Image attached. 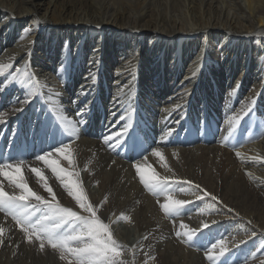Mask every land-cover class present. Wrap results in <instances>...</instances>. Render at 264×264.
<instances>
[{"label":"bare ground","instance_id":"1","mask_svg":"<svg viewBox=\"0 0 264 264\" xmlns=\"http://www.w3.org/2000/svg\"><path fill=\"white\" fill-rule=\"evenodd\" d=\"M245 4L241 0H0V64L11 63L21 76L25 70L34 74L31 82L40 93L23 113L13 115L9 101L24 93L19 86L8 87L11 75L0 77L4 81L0 88L6 89L0 95V110L9 112L0 127L27 131L36 119V107L51 118L49 96L53 114H60L62 103L69 119L77 118V110L91 101L95 117L81 126L78 139L68 143L66 155L53 159L67 172L78 173L72 179L90 203H102L97 214L124 246L121 259L126 264H210L205 250L220 238L229 249L222 264H264V0ZM26 29L32 34L27 35ZM82 89L89 95L80 96ZM258 96L255 111L236 130L243 139L241 147L228 149L230 118ZM176 104L185 107L173 111ZM121 115L132 116L129 134L151 130L149 137L155 138L136 162L122 160L115 155L118 147L90 137L95 128L103 138L121 131ZM157 150L161 156L153 155ZM36 155L21 168L29 186L49 198L31 171L40 168L60 203L80 210ZM138 165L146 177L167 180L169 192H150ZM0 181L5 191L19 192L3 176ZM184 181L199 184L221 203L197 199L196 190ZM169 195L189 202L174 219L160 207L169 202ZM122 217L140 234L133 237L126 228L123 231ZM204 222L210 230L202 228ZM181 224L187 227L181 229ZM0 227L5 229L0 236L4 241L0 264H68L50 245L40 251L38 242L28 244L4 213ZM192 229L203 234L198 231L191 245L186 237L176 236Z\"/></svg>","mask_w":264,"mask_h":264},{"label":"snow or ice","instance_id":"2","mask_svg":"<svg viewBox=\"0 0 264 264\" xmlns=\"http://www.w3.org/2000/svg\"><path fill=\"white\" fill-rule=\"evenodd\" d=\"M25 32L27 35L32 34L31 30L26 29ZM9 69L16 74L12 75L9 73ZM64 71H67V69H64ZM8 75H11L8 87L19 86L24 93L22 98L14 97L9 101V104L13 105L11 113L13 115L23 113L25 107L32 104L33 99H38L40 96V93L34 90V84L31 82L34 74H29L25 70L21 76L20 70L15 69L11 63L0 64V77L7 79ZM91 79L95 82L96 77L91 76ZM3 83L4 81L0 80V84ZM234 90H238V85L230 90L229 98H231V92ZM5 91V88H0V95H3ZM79 95L87 96L89 93L82 89ZM184 95L191 94L185 92ZM59 97L60 93H55V98L59 99ZM72 102L76 103V101ZM52 103L53 97L49 96L47 105L51 118H39L29 125V128H35V131L42 135L45 141L49 137H51L52 141L49 146L50 150L42 149L43 154H37L36 160L43 162L51 169V172L62 182L63 188L75 200L80 210H74L72 207L63 206L60 203L55 191L49 185L40 168H31V171L39 178V183L48 193L49 198L46 199L44 195L34 191L24 176L21 175V168L25 166V161L17 159L11 163L7 161L0 162V176L6 178L14 188L19 189V192L15 190L12 192L5 191L3 181H0V213L10 216L15 221L20 231L24 233L28 244L31 245L38 242L40 251H44L46 245H50L51 249L59 251L60 259L67 260L68 264H126L121 259L122 248L124 246L114 239L109 224L105 223L101 216L97 214L100 207H102V203L98 206L90 203L82 186L72 179L73 176H78V173L67 172L60 166L58 160L53 159L57 155L65 156L70 148L67 141L78 139L81 135V126L95 117L94 108L89 109L91 101H86L77 110V118L73 119H69L64 114L62 103L58 106L60 114L54 115L51 107ZM255 105L256 99L252 98L239 113H235L232 110L234 114L230 118L229 124L233 126L234 130H238L240 121L255 111ZM184 107V104H176L173 111H181ZM132 112L134 113L135 109H132ZM165 112L167 113L168 109H165ZM8 115L9 112L0 110V124L5 123ZM121 119L124 120L122 130L116 132L114 135L104 137L103 143L105 145L113 148L119 147L123 138L129 135L130 130L133 128L132 116L125 117L121 115ZM171 134L172 132L169 129L166 135L170 136ZM153 155L161 156V153L157 150ZM236 155L240 156V153L237 152ZM113 163L115 162L113 161ZM137 172L140 174V179L144 186L154 195L169 192L170 189L167 180L146 177L144 170L139 165L137 166ZM66 178L67 182H64ZM183 184L196 190L195 194L197 199L204 200L208 198L212 202L221 203L216 196L206 190H202L199 184H194L192 181H184ZM201 192L203 193L202 195H200ZM167 199L169 202L161 204L160 207L173 219L177 215H180L184 211L183 206L189 203L184 200H173L170 195L167 196ZM209 210H211V205H209ZM228 211L233 210L228 209ZM203 213L204 210L201 209V214ZM122 219H127V217H122ZM212 223L215 224L216 222L213 221ZM180 227L184 229L187 226L181 224ZM202 228L210 230L207 222L203 223ZM198 231L200 235L203 234L202 230L192 229L188 232L178 231L176 236L178 238L181 236L186 237L187 242L191 245L195 243ZM4 232L5 229L0 227V236H3ZM3 244L4 241L0 239V245ZM227 252H229V249L226 241L220 238L212 243L210 248H206L205 255L210 264H222L221 258L225 257ZM152 258L154 259V257Z\"/></svg>","mask_w":264,"mask_h":264},{"label":"rangeland","instance_id":"3","mask_svg":"<svg viewBox=\"0 0 264 264\" xmlns=\"http://www.w3.org/2000/svg\"><path fill=\"white\" fill-rule=\"evenodd\" d=\"M245 1L246 0H241V2H242V4L243 5H246L245 4ZM264 23V22H263ZM264 25V24H263ZM70 70H73V69H70ZM17 90V88H15V89H13L12 91H11V93L13 94V95H16L15 93H14V91H16ZM259 100H260V96H258V98L256 99V103L258 104L259 103ZM35 108V107H34ZM36 109H38L39 110V108L38 107H36ZM35 109V110H36ZM44 111H45V109H44ZM31 113V112H30ZM33 116V115H32ZM34 116H38L36 119L35 118H33V120L34 121H37L39 118H44V117H47V116H44L42 113L41 114H39V115H37L36 113H35V115ZM34 130H35V128H34ZM227 136H228V138L226 139V144H225V146L229 149H237V148H240L241 147V145H242V143H243V139H242V137L239 135V134H237L236 133V130H234V128H233V126H231V128L229 129V131H228V133L226 134ZM145 137H147V138H150V139H152V143H149V144H147V145H153V143L155 142V138L153 137H149V134H147ZM189 139L191 140V141H193V139H194V136H192V135H190L189 136ZM172 147H175V145H173L172 144ZM126 223H125V222ZM124 223L125 225L128 223L130 226L132 225V231H128V230H130L131 229V227L130 226H126L125 227V225L124 224H121V228H122V230L124 231L125 230V228L127 229V231L126 232H130L131 233V236L133 235V237L134 236H137V234H138V232H137V234L135 233L136 232V225L134 224V223H132L130 220H128V219H121V223ZM132 223V224H131ZM133 224H134V226H133ZM124 225V226H123ZM129 227V228H128ZM115 228L116 227H114V230H115ZM134 229H135V231H134ZM142 232V231H141ZM134 234H136V235H134ZM140 234V233H139ZM138 234V235H139ZM126 253H124V255H125ZM229 262V261H228ZM147 264V263H146ZM150 264H152V263H150ZM228 264V263H227Z\"/></svg>","mask_w":264,"mask_h":264}]
</instances>
